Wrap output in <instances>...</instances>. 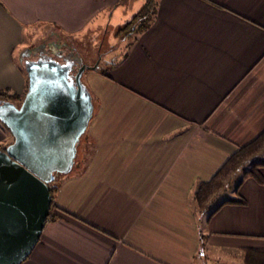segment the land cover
Returning <instances> with one entry per match:
<instances>
[{
    "label": "crops",
    "instance_id": "obj_1",
    "mask_svg": "<svg viewBox=\"0 0 264 264\" xmlns=\"http://www.w3.org/2000/svg\"><path fill=\"white\" fill-rule=\"evenodd\" d=\"M118 1L0 0V89L26 91L15 56L30 28L71 34ZM155 2L150 26L94 77L88 153L54 186L55 219L20 264H208L221 252L241 264L243 248H264V183L244 179L245 204L207 217L193 202L195 184L264 130V0ZM9 134L0 124V146Z\"/></svg>",
    "mask_w": 264,
    "mask_h": 264
},
{
    "label": "water",
    "instance_id": "obj_2",
    "mask_svg": "<svg viewBox=\"0 0 264 264\" xmlns=\"http://www.w3.org/2000/svg\"><path fill=\"white\" fill-rule=\"evenodd\" d=\"M37 47L22 49V62ZM79 59V58H78ZM27 87L19 105L0 99V122L12 141L0 148V264H20L30 254L50 215V184L72 170L77 146L93 113L82 64L44 54L23 61Z\"/></svg>",
    "mask_w": 264,
    "mask_h": 264
},
{
    "label": "rangeland",
    "instance_id": "obj_3",
    "mask_svg": "<svg viewBox=\"0 0 264 264\" xmlns=\"http://www.w3.org/2000/svg\"><path fill=\"white\" fill-rule=\"evenodd\" d=\"M146 2L147 0H119L116 4H113L100 12L89 15V17L85 15L84 18L79 19L78 25L80 27L77 28V31L71 32V34L63 33L58 28H51L50 26L47 28L41 25L35 26L25 33L24 45L27 47L29 46L30 48L41 39L49 37L48 35H50L51 32H55L63 37L66 36V39L71 41V43L73 42L81 53L86 56L85 60L87 63L92 64L97 55V51H105L107 48H112V51L106 56L108 58L113 57L114 62H120L124 52L127 50L134 37L133 34H130L129 27H126L132 22L134 16L142 10ZM18 54L19 52L17 51L15 56L16 59H18ZM20 63L23 65L21 61ZM100 66L97 69H85L82 73L81 79L90 92H92L94 77H97L100 74H109L113 65L110 64L108 67L107 65H104L102 67L100 64ZM9 135L10 143L13 138L11 134ZM85 136L86 134L84 133L77 146L72 170L67 174L59 175L50 186L54 187L61 178L75 172L81 167L83 155L88 153V149H84L81 145V142H84L86 139ZM240 178L241 174L238 173L236 174L234 181L237 182ZM229 193V195H235L234 191H230ZM228 253H226L227 255L222 254V252L219 253V261L213 257L212 261L209 259L207 262L208 264H239V260L236 257L234 258L233 256L228 255Z\"/></svg>",
    "mask_w": 264,
    "mask_h": 264
},
{
    "label": "trees",
    "instance_id": "obj_4",
    "mask_svg": "<svg viewBox=\"0 0 264 264\" xmlns=\"http://www.w3.org/2000/svg\"><path fill=\"white\" fill-rule=\"evenodd\" d=\"M155 11V0H147L142 10L134 16L132 22L126 27H129L130 34L134 35L132 42L137 39V36L142 31L150 26ZM65 38L67 37L65 36ZM11 92L8 88L0 89V99L8 100L19 105L24 94L20 95L16 92ZM0 124L9 133V130L4 124L2 122ZM6 145H1L0 148H4ZM263 154L264 130L251 141L238 146L210 179L206 181L201 180L195 184L193 192L195 215L207 217L225 203L245 204V200L237 193V190L246 178H253L258 184L264 183V176L261 172V168H264ZM238 173L241 174V178L235 182L234 178ZM230 191H234L235 195H229ZM50 193L52 196V207L55 187L50 186ZM54 219L55 215L51 213L50 209V215L46 221ZM241 264H264V248H243Z\"/></svg>",
    "mask_w": 264,
    "mask_h": 264
},
{
    "label": "flooded vegetation",
    "instance_id": "obj_5",
    "mask_svg": "<svg viewBox=\"0 0 264 264\" xmlns=\"http://www.w3.org/2000/svg\"><path fill=\"white\" fill-rule=\"evenodd\" d=\"M49 37L43 38L40 41H38L35 45L31 46L30 48L37 47L38 49H41V52H36L31 54L28 57H25V59H37L40 55L44 54L46 56H51L55 60L61 63H71V67L69 70V73L71 77L73 78L74 75L77 73L79 67L82 64H85L86 66H95L97 67L102 65H110L113 64V57L108 58L106 55L109 54V52L112 51V48H107L105 51H97V55L95 59L93 60V63H87L85 60V57L81 51L75 46V44L62 35H58V33L51 32ZM79 58V59H78ZM22 61V63H23ZM101 67V66H100Z\"/></svg>",
    "mask_w": 264,
    "mask_h": 264
}]
</instances>
